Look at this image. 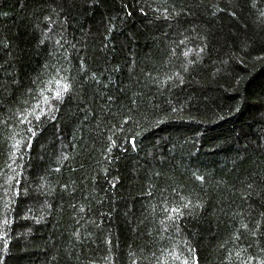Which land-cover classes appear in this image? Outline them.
Wrapping results in <instances>:
<instances>
[{"label": "trees", "instance_id": "obj_1", "mask_svg": "<svg viewBox=\"0 0 264 264\" xmlns=\"http://www.w3.org/2000/svg\"><path fill=\"white\" fill-rule=\"evenodd\" d=\"M185 261H264V0H0V264Z\"/></svg>", "mask_w": 264, "mask_h": 264}, {"label": "snow or ice", "instance_id": "obj_2", "mask_svg": "<svg viewBox=\"0 0 264 264\" xmlns=\"http://www.w3.org/2000/svg\"><path fill=\"white\" fill-rule=\"evenodd\" d=\"M68 90H69V85L67 83H65L64 85H62V86H60V87L57 88V91H56L55 96L53 98L56 99V100H62L64 98V93L67 92ZM44 101H45V103H48V97L45 96L44 97ZM31 115L35 116V112H33ZM24 119H26V118H24ZM24 119H22L21 122H24ZM36 119H39V116H36ZM28 123H30V121H28ZM28 131L29 132H32V129L29 128ZM32 135L34 136L35 135V132H32ZM27 146H30V144L29 145H26V147ZM171 211L173 213H177L176 218L179 217V211H178V209H172ZM169 219H173V217L172 216H169ZM5 223H8V221L5 220ZM184 264H188V261H185ZM261 264H264V261H262Z\"/></svg>", "mask_w": 264, "mask_h": 264}]
</instances>
